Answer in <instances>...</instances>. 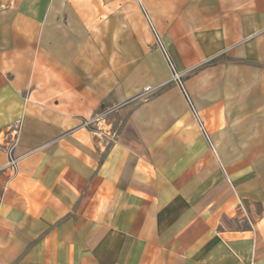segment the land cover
<instances>
[{
  "label": "crops",
  "instance_id": "1",
  "mask_svg": "<svg viewBox=\"0 0 264 264\" xmlns=\"http://www.w3.org/2000/svg\"><path fill=\"white\" fill-rule=\"evenodd\" d=\"M13 128L0 264H264V0H0Z\"/></svg>",
  "mask_w": 264,
  "mask_h": 264
},
{
  "label": "built area",
  "instance_id": "2",
  "mask_svg": "<svg viewBox=\"0 0 264 264\" xmlns=\"http://www.w3.org/2000/svg\"><path fill=\"white\" fill-rule=\"evenodd\" d=\"M154 35L156 37L158 45L160 46V49L163 51L164 56H165L168 64L170 65V67H171V69L173 71V67H172V65L170 63V60L167 57L164 49L162 48V45H161V43H160V41H159V39H158V37H157L155 32H154ZM174 79L175 80H179V76L175 72H174ZM152 90L153 89H151L149 87H146L144 89V93L145 94H149V93L152 92ZM189 107H190V110H191L192 114L197 119L199 129L201 130V132L204 135V137L206 139H208L206 131H205L204 127H203V124H202L201 120L198 118L196 111L194 110V108L191 105ZM94 120H97V118H94ZM89 124H91V121H88V122L85 121L83 123L84 126H88ZM18 141H19L18 128H13V129L10 130L9 137H8L6 143H5V151H6V155H7V161H6L4 166L0 167V172H4V171H8L9 172L8 179H7V182H6V186L8 185V183L11 180H13L14 178H16L18 176L20 160L30 153L29 152L28 154H24L23 156L16 155L15 150H16ZM241 210L244 212V210L242 208H241ZM243 215H244L245 220L248 221L250 226H251L252 224H251V222H250V220H249V218H248V216L246 215L245 212H244Z\"/></svg>",
  "mask_w": 264,
  "mask_h": 264
},
{
  "label": "rangeland",
  "instance_id": "3",
  "mask_svg": "<svg viewBox=\"0 0 264 264\" xmlns=\"http://www.w3.org/2000/svg\"><path fill=\"white\" fill-rule=\"evenodd\" d=\"M154 34V33H153ZM154 38H155V42H154V47H160L159 45H158V43H157V40H156V37H155V35H154ZM166 60V59H165ZM167 61V60H166ZM170 66V65H169ZM171 68V67H170ZM172 77H173V79H174V72H173V75H172ZM176 82H180L181 83V81H180V78H179V80H175ZM179 83V84H180ZM149 87V86H148ZM149 88H151V89H153L152 90V92L151 93H149L145 98L147 99L148 97H150V96H153L154 94H156L159 90H160V87L159 86H157V87H154V88H152V87H149ZM185 99H186V102L188 103V106H192V104H191V101L185 96ZM193 107V106H192ZM112 109V108H111ZM195 110V109H194ZM110 112V109H105L104 111H101L100 113H98V114H96V117L98 118V119H100V117L102 118L104 115H106L107 113H109ZM196 113H197V116H198V118H199V114H198V112L196 111ZM191 115H192V118L195 120V122L197 123V125H198V122H197V119L194 117V115L192 114V112H191ZM95 117V118H96ZM202 122V121H201ZM202 124H203V122H202ZM204 127V126H203ZM199 128V127H198ZM201 131V130H200Z\"/></svg>",
  "mask_w": 264,
  "mask_h": 264
}]
</instances>
